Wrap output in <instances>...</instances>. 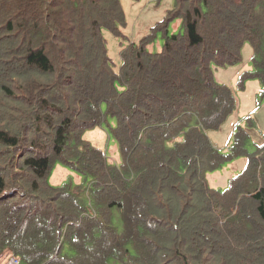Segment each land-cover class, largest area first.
<instances>
[{
  "label": "trees",
  "instance_id": "trees-1",
  "mask_svg": "<svg viewBox=\"0 0 264 264\" xmlns=\"http://www.w3.org/2000/svg\"><path fill=\"white\" fill-rule=\"evenodd\" d=\"M123 25L119 0H0V264H264V142L224 192L206 178L247 154L242 129L227 156L207 137L236 107L213 67L248 44L239 81L264 87V0H174L137 43ZM103 123L118 164L82 139ZM56 162L82 184L51 186Z\"/></svg>",
  "mask_w": 264,
  "mask_h": 264
},
{
  "label": "rangeland",
  "instance_id": "rangeland-1",
  "mask_svg": "<svg viewBox=\"0 0 264 264\" xmlns=\"http://www.w3.org/2000/svg\"><path fill=\"white\" fill-rule=\"evenodd\" d=\"M124 17V25L120 27L122 34L133 43H137L145 37L150 28L161 21L166 12L171 10L174 0H119ZM170 33H179L181 28L179 21L169 26ZM106 40L107 54L112 59L115 69L121 66L120 50L127 43L115 37L110 31L103 30ZM152 49L158 51L163 44L159 35L153 43ZM252 49L248 44L241 51L240 64L225 69L213 67L214 77L217 83L230 88L235 98L236 107L231 115L220 125L217 130L207 131V137L212 146L221 155H229L234 145V138L238 130H244V149L246 155L232 157L224 162L220 168L208 173L206 178L209 187L217 192H224L228 188L229 181L239 175L247 164V157L255 153L264 142V87L256 78H247L242 83L239 76L244 71H252ZM113 124V123H111ZM109 129L103 123L93 129L87 130L82 139L93 147L102 150L110 162L118 164L120 156L118 145L108 135ZM264 154L257 156L259 166L256 168L258 185L264 187ZM83 177L69 170L61 163L56 162L51 170L48 183L51 186H60L67 183L82 184ZM8 261V260H7ZM3 261L1 264H7ZM19 264H22L19 261Z\"/></svg>",
  "mask_w": 264,
  "mask_h": 264
},
{
  "label": "built area",
  "instance_id": "built-area-1",
  "mask_svg": "<svg viewBox=\"0 0 264 264\" xmlns=\"http://www.w3.org/2000/svg\"><path fill=\"white\" fill-rule=\"evenodd\" d=\"M19 263V259L18 258H11L7 264H18Z\"/></svg>",
  "mask_w": 264,
  "mask_h": 264
}]
</instances>
